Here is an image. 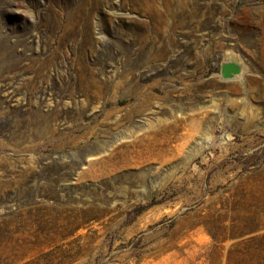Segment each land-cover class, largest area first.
<instances>
[{
	"label": "rangeland",
	"instance_id": "obj_1",
	"mask_svg": "<svg viewBox=\"0 0 264 264\" xmlns=\"http://www.w3.org/2000/svg\"><path fill=\"white\" fill-rule=\"evenodd\" d=\"M87 23L92 42L81 48ZM56 47L32 89L34 69ZM82 57L156 85L160 102L138 119L188 117L196 137L176 170L145 167L142 181L93 179L92 157L81 155L89 146L56 152L47 143L28 154L34 175L0 194V264H264V0H0V111H9L1 154L21 156L8 144L27 107L70 100ZM229 57L242 70L225 78ZM20 169L12 163L0 179ZM139 202L147 205L122 223Z\"/></svg>",
	"mask_w": 264,
	"mask_h": 264
},
{
	"label": "bare ground",
	"instance_id": "obj_2",
	"mask_svg": "<svg viewBox=\"0 0 264 264\" xmlns=\"http://www.w3.org/2000/svg\"><path fill=\"white\" fill-rule=\"evenodd\" d=\"M43 22L51 31L53 18L46 15ZM85 27L81 48L92 42L88 23ZM62 39H59V45ZM59 48H54L46 58L39 61L30 79L32 89L40 79H47L48 70L54 65ZM164 51H156L152 58L161 57ZM82 58L83 61L74 64L75 75L68 82L69 101L62 103L58 100L46 104L39 101L36 107L25 109L22 119H14L8 146L14 147L21 156L13 160L9 155L0 153V170L9 168L12 163L19 164L21 169L14 172L10 179H0V194L26 186L35 173L34 160L28 154L47 143H50V150L56 152L66 149L80 151L82 147L89 146L81 155L92 157L88 163V172L93 179L102 180L114 174L135 173L142 181V169L145 167L153 168L159 164L163 167L172 166L174 170L178 168L179 156L185 153L187 142L195 138L197 133L192 129V124L188 123L190 118H178L174 114L169 119L157 118L155 122L139 120L138 117L145 116L153 103L159 100V95L155 94L156 85H142L131 68L118 69L107 75L105 70L95 68ZM228 61H232L230 57ZM4 69L15 70V67L8 64ZM190 87L187 84L184 86L185 93ZM162 92L164 98L169 97L168 90L163 88ZM126 100V106H119ZM8 112L0 111V116ZM187 153L189 159L195 152L192 149ZM146 205V202L137 203L122 218V223L135 216L134 210Z\"/></svg>",
	"mask_w": 264,
	"mask_h": 264
},
{
	"label": "water",
	"instance_id": "obj_3",
	"mask_svg": "<svg viewBox=\"0 0 264 264\" xmlns=\"http://www.w3.org/2000/svg\"><path fill=\"white\" fill-rule=\"evenodd\" d=\"M241 70V65L234 61H226L221 66V72L225 78H232L233 76L239 74Z\"/></svg>",
	"mask_w": 264,
	"mask_h": 264
}]
</instances>
